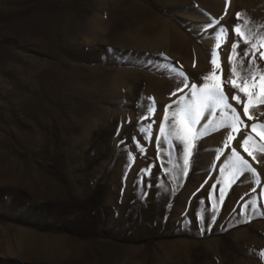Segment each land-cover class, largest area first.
Segmentation results:
<instances>
[{
	"label": "rangeland",
	"instance_id": "1",
	"mask_svg": "<svg viewBox=\"0 0 264 264\" xmlns=\"http://www.w3.org/2000/svg\"><path fill=\"white\" fill-rule=\"evenodd\" d=\"M246 19L264 33V0H0V264H264V153L241 147L264 105L248 119L227 82ZM221 26L223 90L249 127L224 148L206 113L184 175L182 143L159 136L189 91L172 95V69L203 84ZM232 148L260 184L241 174L214 210Z\"/></svg>",
	"mask_w": 264,
	"mask_h": 264
},
{
	"label": "snow or ice",
	"instance_id": "2",
	"mask_svg": "<svg viewBox=\"0 0 264 264\" xmlns=\"http://www.w3.org/2000/svg\"><path fill=\"white\" fill-rule=\"evenodd\" d=\"M244 14L237 13L238 21ZM219 25V20H214L209 27L213 25ZM250 21L244 20L243 23L238 22L233 28V34L236 36V40L232 43L229 64H230V77L227 81L233 88L236 89V93L232 96V100L239 104H243V113L248 119H254L250 109L264 105V68H261L258 62L264 60V33H261L254 28L250 27ZM216 38L213 48L211 49V61L212 70L205 74L202 79L203 84H191L189 85L186 73L182 68H173L172 71L179 77L183 78V87L177 88L172 93L176 96L177 93L184 92L185 89H189L174 100L172 104L165 106V112L162 118V122L159 126V136L164 139L168 145H172L173 139L178 140L183 145V174L187 175V170L190 164V157L194 142L201 136L207 134V125H201V120L208 113L211 117L217 116V111L221 113V120L216 124V128L226 127L230 129L224 140V148H228L231 142L235 139V135L238 134L242 128H248L241 117V114L229 103V97L223 90L222 79V62L220 60V48L222 44L227 41L228 28L221 26L216 32ZM241 43L247 45L244 50L243 56H240L238 48ZM247 60V67H244V61ZM243 95L244 99L242 100ZM151 103L148 105V115L142 116V120L149 119L154 115L156 111L155 99L149 98ZM173 105H176L173 108ZM171 110V111H170ZM212 121L209 120L208 124ZM152 125L147 124L142 126L141 131L145 132L147 137L151 139ZM259 137V140L256 139ZM160 140H157L158 151H168L167 149L159 148ZM241 147L248 156L256 159L255 153H264V122H254L250 125V131L241 142ZM143 151V146H140ZM221 154L223 149L220 150ZM169 155L171 152L169 151ZM131 161L135 160L134 156H130ZM169 163H172L169 160ZM145 172H150L149 169H145ZM170 171V169H165ZM223 176V187L220 189L219 198L213 196V209L215 210L219 203H222L226 189L235 182V179L245 172L252 173L253 179L257 184H260V176L257 170L252 167V164L244 155L241 154L236 148L231 149V156L226 165L220 169ZM215 187V186H213ZM247 209L248 205H244ZM260 215H264L261 212ZM201 220L203 219V213H200ZM264 257V253L261 254Z\"/></svg>",
	"mask_w": 264,
	"mask_h": 264
}]
</instances>
